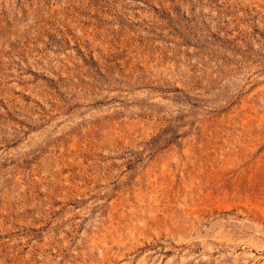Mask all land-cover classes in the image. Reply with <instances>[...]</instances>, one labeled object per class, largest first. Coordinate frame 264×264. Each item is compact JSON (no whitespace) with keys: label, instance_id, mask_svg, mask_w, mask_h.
<instances>
[{"label":"rangeland","instance_id":"1","mask_svg":"<svg viewBox=\"0 0 264 264\" xmlns=\"http://www.w3.org/2000/svg\"><path fill=\"white\" fill-rule=\"evenodd\" d=\"M0 264H264V0H0Z\"/></svg>","mask_w":264,"mask_h":264}]
</instances>
